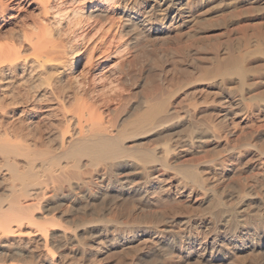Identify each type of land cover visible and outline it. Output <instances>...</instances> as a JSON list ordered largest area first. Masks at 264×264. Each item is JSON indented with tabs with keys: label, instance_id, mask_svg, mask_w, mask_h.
Returning a JSON list of instances; mask_svg holds the SVG:
<instances>
[{
	"label": "bare ground",
	"instance_id": "6f19581e",
	"mask_svg": "<svg viewBox=\"0 0 264 264\" xmlns=\"http://www.w3.org/2000/svg\"><path fill=\"white\" fill-rule=\"evenodd\" d=\"M261 139L264 0H0V264H264Z\"/></svg>",
	"mask_w": 264,
	"mask_h": 264
},
{
	"label": "rangeland",
	"instance_id": "374dc122",
	"mask_svg": "<svg viewBox=\"0 0 264 264\" xmlns=\"http://www.w3.org/2000/svg\"><path fill=\"white\" fill-rule=\"evenodd\" d=\"M9 26H5L4 27V29H3V32L1 33V34H4L5 32H8L9 30H10V28H8ZM8 28V29H7ZM6 29V30H5ZM2 36H4V35H2ZM166 46H168V47H166ZM166 46H164V48L166 47V48H169V46L170 45H166ZM175 46V47H174ZM174 46H172L171 45V47H174V49L175 48H177V46L176 45H174ZM146 67V68H145ZM140 68V69H139ZM137 69V71L138 72H136V74L138 75V73H140L141 75H143L144 77H146V78H148V79H153V78H155L156 77V72L155 71H147V69H148V67L145 65H143V66H138V68H136ZM171 75H169V78L171 79L172 78V76L170 77ZM174 77V76H173ZM178 77H180L179 75H175V77L174 78H178ZM144 91H142V89H141V91L142 92H144V93H146V89H143ZM264 141V139H261V142H263ZM120 200L121 201V199L120 198H117V200ZM118 200V201H119ZM134 203V204H133ZM131 205H129L126 209L128 210V211H126L125 209H124V211H123V209H121V210H119L120 211V213H122V215H130L131 213L130 212H132L133 211V208H134V211L137 209V202H133ZM130 206H131V208H130ZM134 206V207H133ZM132 210V211H131ZM119 211H115L116 212V214L119 212ZM114 212V211H113ZM119 213V214H120ZM124 216V217H125Z\"/></svg>",
	"mask_w": 264,
	"mask_h": 264
}]
</instances>
